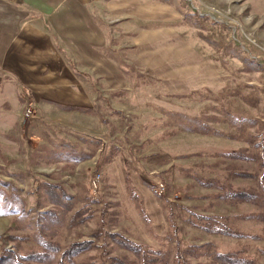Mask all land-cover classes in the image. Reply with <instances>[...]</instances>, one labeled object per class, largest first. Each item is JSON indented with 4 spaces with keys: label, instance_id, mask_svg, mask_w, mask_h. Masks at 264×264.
I'll list each match as a JSON object with an SVG mask.
<instances>
[{
    "label": "rangeland",
    "instance_id": "1",
    "mask_svg": "<svg viewBox=\"0 0 264 264\" xmlns=\"http://www.w3.org/2000/svg\"><path fill=\"white\" fill-rule=\"evenodd\" d=\"M173 2L187 7L186 20L206 22L217 35L225 28L228 43L245 56L242 73L229 75L227 86L213 79L211 88L197 94L160 95L159 80L142 71L155 95L121 92L115 110H99L101 122H113L117 133L106 144L119 157L116 172L104 160L78 162L99 145L89 137L66 146L51 137L52 149L42 154L45 164L54 167L37 177L30 168L5 175L2 163L16 160L0 159V264L15 257L28 264H57L61 251L81 240L88 241L86 249L71 262L63 258V264H264V209L258 203L264 168V52L258 46L264 44L244 28L231 6L203 2L223 10L229 17L223 24L194 15L192 0ZM122 55L129 56L128 75L141 69L129 51ZM136 83L127 79L128 86ZM22 96L18 118L21 133L28 135L37 117L31 98ZM161 104L163 110L147 108ZM27 107L32 114L25 112ZM133 153L153 164H169L158 169V182L150 186L163 220L156 206L149 210L151 217L143 215V198L130 185L131 159L126 156ZM60 154L68 156L65 165H60ZM27 161L32 165L34 160ZM94 172L99 181L91 190ZM158 183L164 187L162 197L152 192ZM237 191L254 192L258 204L239 201ZM125 242L135 246L125 249Z\"/></svg>",
    "mask_w": 264,
    "mask_h": 264
},
{
    "label": "crops",
    "instance_id": "2",
    "mask_svg": "<svg viewBox=\"0 0 264 264\" xmlns=\"http://www.w3.org/2000/svg\"><path fill=\"white\" fill-rule=\"evenodd\" d=\"M203 2L231 6L244 28L264 44V0H192L197 6ZM183 7L173 0H0V159L16 160L2 163L8 169L4 174L29 168L36 177L48 174L54 166L45 164L42 152L52 149L51 137L65 146L72 139H93L98 147L78 162L104 160L116 172L119 157L107 145L117 133L113 122H101L99 115L103 107L115 110L116 94H197L211 88L213 79L222 87L229 75L242 73L245 56L228 43L225 28L212 33L206 22L186 20ZM126 51L142 70L126 73ZM142 71L159 80L155 94L142 80ZM128 78L132 83L137 79L136 85L128 86ZM23 94L31 98L37 117L28 135L21 133L18 118ZM33 152L40 155L33 158ZM133 154L126 156L131 159L130 185L143 198V215L151 217L149 210L156 206L162 219L150 186L158 182V169L169 164ZM67 157L60 154V165Z\"/></svg>",
    "mask_w": 264,
    "mask_h": 264
},
{
    "label": "trees",
    "instance_id": "3",
    "mask_svg": "<svg viewBox=\"0 0 264 264\" xmlns=\"http://www.w3.org/2000/svg\"><path fill=\"white\" fill-rule=\"evenodd\" d=\"M234 158H239L238 155H234ZM262 167V166H261ZM263 171L260 173L259 175V200L261 203V207L264 209V168L262 167ZM235 197H237L239 199V201H246L249 203H253V204H258L257 203V197L254 195L253 193H248V192H243V191H237L235 192ZM256 201V202H253ZM262 209V210H263ZM167 222L169 223V225H172L171 221L169 219H166ZM88 243L87 240H81L79 242H71L66 248H64L61 253H60V257L59 260L57 261V264H63V258H65L67 261H73V257L76 256L78 253L82 252L83 249H86V244ZM125 246H123L125 249H129L131 250L133 248V243L132 242H125L124 243ZM135 246V245H134ZM231 260H233V258H231ZM66 262V261H65ZM69 262V263H70ZM9 264H28L27 262H23L19 259H17L16 257L13 258Z\"/></svg>",
    "mask_w": 264,
    "mask_h": 264
},
{
    "label": "built area",
    "instance_id": "4",
    "mask_svg": "<svg viewBox=\"0 0 264 264\" xmlns=\"http://www.w3.org/2000/svg\"><path fill=\"white\" fill-rule=\"evenodd\" d=\"M194 13H197L200 16L207 15L209 16V20L217 22V23H229V17L223 13L222 9L215 8L214 6H210L208 4H199L198 6L195 7ZM252 43H254V40L250 39ZM258 48L264 52V47L263 46H258ZM26 113L32 114V109L29 110L28 107L25 109ZM98 181H99V173L94 172L90 179H89V188L91 190H96L98 187ZM155 196L162 197L164 195V187L161 183H158L152 191Z\"/></svg>",
    "mask_w": 264,
    "mask_h": 264
}]
</instances>
